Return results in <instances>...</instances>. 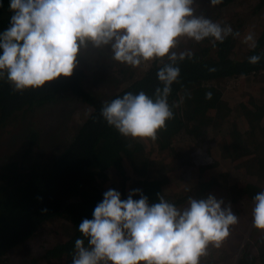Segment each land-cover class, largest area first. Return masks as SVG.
Segmentation results:
<instances>
[{"label":"trees","instance_id":"trees-1","mask_svg":"<svg viewBox=\"0 0 264 264\" xmlns=\"http://www.w3.org/2000/svg\"><path fill=\"white\" fill-rule=\"evenodd\" d=\"M233 1L223 0L210 11L220 14ZM0 5L2 34L11 26L14 13L10 10V0H0ZM261 10H264V0H256L254 11ZM221 24L231 25L234 31L241 28L230 19ZM209 43L207 39L199 43L189 41L186 50H193V58L179 63V82L173 84L169 96L170 105L180 103L182 98L183 103L173 109L174 118L152 141L155 154L152 157L144 141L132 142L121 137L107 125L100 112L104 103L128 92L144 91L154 96L155 88L161 86L156 75L162 66L158 62L106 101L86 88L87 75L80 66L70 78L61 77L42 89L23 93L13 92L5 80H0V126L20 113L58 104L66 96L92 110L65 149L50 157L45 166L37 162L42 155H35V161L31 162L30 156L36 152L33 149L36 134L27 139L23 155L0 161V263L9 264L10 251L43 233L50 223L58 222L64 239H58V243L32 257L28 264H71L75 240L82 238L79 224L93 218L94 208L109 190L100 181L108 170L120 174L123 185L130 183L129 192L120 194L122 200L139 190L148 198L149 205L158 203L157 194H160L183 208L189 197L200 200L211 195L224 202L222 207L231 205L237 217L243 207L247 210L246 207L254 205V196L264 191V102L257 93L258 98L251 96L246 104L232 109L224 101L222 89L213 87V83L243 78L264 86V27L256 47L241 56L235 53L237 38L228 37L223 43L217 42L215 48ZM179 47L183 48V43ZM252 55L261 56L258 64L248 62ZM212 68L216 70L209 71ZM134 76L131 74L129 79ZM208 92L212 93L210 100L206 99ZM236 124L239 132L235 131ZM183 143H195V149L204 145L209 151L220 149V159L195 165L197 178L179 195L170 193L169 186L177 180L175 165L183 154L179 151ZM260 151L261 158L257 155ZM234 159L243 162L234 167L230 165L231 169L225 168ZM236 171L240 175H235ZM133 199L139 200L140 195H134ZM254 238L244 247L237 264H264V234Z\"/></svg>","mask_w":264,"mask_h":264},{"label":"clouds","instance_id":"clouds-1","mask_svg":"<svg viewBox=\"0 0 264 264\" xmlns=\"http://www.w3.org/2000/svg\"><path fill=\"white\" fill-rule=\"evenodd\" d=\"M215 7L223 0H210ZM195 0H10L11 26L0 34V80L15 93L42 89L61 77H72L78 57L89 46H110L114 61L132 68L158 62L161 86L154 96L128 92L104 103L100 115L109 127L132 142L155 141L174 118L169 104L179 82V63L191 60V50L177 51L184 40L210 41L215 48L228 37L240 38L231 25L195 15ZM2 6V5H0ZM242 42L256 47L254 34ZM167 60L168 63H164ZM261 56L248 62L256 65ZM212 68L209 71H215ZM212 99V93H206ZM139 194L140 199L133 196ZM149 205L139 190L126 200L109 189L79 224L71 264H201L210 246L219 249L238 223L231 205L209 195L189 197L180 208L157 194ZM253 227L264 234V191L253 198ZM46 211V209H45ZM87 241V243H86Z\"/></svg>","mask_w":264,"mask_h":264},{"label":"rangeland","instance_id":"rangeland-1","mask_svg":"<svg viewBox=\"0 0 264 264\" xmlns=\"http://www.w3.org/2000/svg\"><path fill=\"white\" fill-rule=\"evenodd\" d=\"M254 4H256V0H234L228 7L223 8L220 14L210 11L213 8L210 0H195L193 7L197 16L203 15L220 23H223L225 19L226 22L230 19L234 25L241 27L240 29L238 28L241 37L237 38L238 48L235 51L241 56L251 48L248 44L242 42L244 35L249 32L253 33L256 42L264 27V10L254 11ZM181 43H183L184 47H178L177 50L185 51L189 40H184ZM77 63L87 75L86 88L97 93L103 101L127 87L129 81L141 77L142 72L148 68L143 65L139 68H132L119 64L114 61L110 46L101 49L89 46L87 50L82 51L79 55ZM131 74L135 75L133 79H129ZM206 86L209 87V84H206ZM214 86L222 89L224 101L232 109L246 104L251 99V96L258 98L257 93L261 95L260 100L264 102V86L253 83L248 79L235 80L233 82L226 80L219 84L213 83ZM91 112L90 107L82 104L81 101L66 96L58 104L16 115L5 126H0V161L7 160L13 156L23 155L27 139L36 134V144L33 147L36 152L31 154L30 158L33 159L31 162L35 161V155L37 157L42 155L40 160L37 159V162L45 166L49 162L50 157L65 149L68 142L85 123ZM239 129L236 124L235 131L239 132ZM152 141L150 139L144 141L145 148L151 154V157L155 155L152 153L154 148ZM179 146H181L179 151L183 154L177 158V164L175 165L177 180L169 186V192L180 195L188 184L197 178L195 165L210 164L214 160H219L220 149L209 151L206 145L197 146L195 149V143H183ZM257 155L261 158L263 157V152L260 151ZM229 162L231 163L225 166L227 169H231L230 165L234 167L241 164L243 160L234 159V161ZM254 170L255 168H253ZM238 174L240 175L236 171L235 175ZM121 178L122 176L116 171L108 170L100 178L101 183L104 185L100 184L108 189L114 188L120 194L122 191L129 192V181L123 185ZM251 205L246 207L247 210L243 207L241 214L238 215V223L231 227L230 236L222 243L221 247L217 249L210 246L207 250V255L201 257V262L204 261L206 264L238 263L244 247L248 243H252L253 239H255L254 237L262 235L253 227L252 209L254 205ZM242 213H245L244 216ZM61 230L60 223H50L44 228L43 233L10 251L8 254L9 264H28L32 257L43 253L44 250L58 243V239H64L63 231Z\"/></svg>","mask_w":264,"mask_h":264},{"label":"built area","instance_id":"built-area-1","mask_svg":"<svg viewBox=\"0 0 264 264\" xmlns=\"http://www.w3.org/2000/svg\"><path fill=\"white\" fill-rule=\"evenodd\" d=\"M243 79V78H242Z\"/></svg>","mask_w":264,"mask_h":264}]
</instances>
